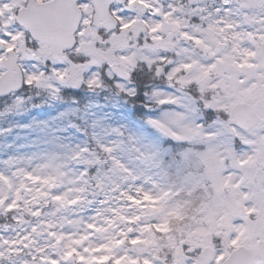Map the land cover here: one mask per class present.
Instances as JSON below:
<instances>
[{
	"label": "snow or ice",
	"instance_id": "6c2138e0",
	"mask_svg": "<svg viewBox=\"0 0 264 264\" xmlns=\"http://www.w3.org/2000/svg\"><path fill=\"white\" fill-rule=\"evenodd\" d=\"M0 264H264V0H0Z\"/></svg>",
	"mask_w": 264,
	"mask_h": 264
}]
</instances>
